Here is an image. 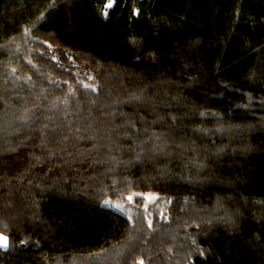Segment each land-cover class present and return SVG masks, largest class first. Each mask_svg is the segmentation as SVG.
Instances as JSON below:
<instances>
[{"label": "trees", "instance_id": "obj_1", "mask_svg": "<svg viewBox=\"0 0 264 264\" xmlns=\"http://www.w3.org/2000/svg\"><path fill=\"white\" fill-rule=\"evenodd\" d=\"M0 0V264H264V0Z\"/></svg>", "mask_w": 264, "mask_h": 264}, {"label": "rangeland", "instance_id": "obj_2", "mask_svg": "<svg viewBox=\"0 0 264 264\" xmlns=\"http://www.w3.org/2000/svg\"><path fill=\"white\" fill-rule=\"evenodd\" d=\"M112 2H113L112 0H109L108 5H111ZM0 238H3V240H6V243H4L3 241H0V247L6 248V247L8 246V239H7V236L4 235V234H1V235H0Z\"/></svg>", "mask_w": 264, "mask_h": 264}, {"label": "snow or ice", "instance_id": "obj_3", "mask_svg": "<svg viewBox=\"0 0 264 264\" xmlns=\"http://www.w3.org/2000/svg\"><path fill=\"white\" fill-rule=\"evenodd\" d=\"M0 241H3L4 243H6V240H3V238H0Z\"/></svg>", "mask_w": 264, "mask_h": 264}]
</instances>
